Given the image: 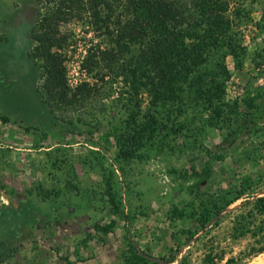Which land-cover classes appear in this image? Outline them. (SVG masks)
<instances>
[{"label":"trees","instance_id":"16d2710c","mask_svg":"<svg viewBox=\"0 0 264 264\" xmlns=\"http://www.w3.org/2000/svg\"><path fill=\"white\" fill-rule=\"evenodd\" d=\"M246 16L236 0H34V6H25L17 16L19 24L29 26V32L28 36L22 33L26 42L23 60L15 72H9L13 77L12 73L20 70L28 85L21 84L16 92H7L2 82L0 86L9 100L19 94V106L28 112L26 122L40 119L66 126V121L50 111L49 104L75 106L89 98L97 81L106 83L110 89L107 99L118 106V111L102 132V142L95 144L104 152L112 146V159L123 172L121 163L137 158L139 153L182 146L204 148L206 129L223 130L222 140L227 142L256 126L264 107V84L245 94L240 110L237 101L228 103L224 98L230 77L226 59L230 57L239 68L245 53L239 26ZM70 22L78 23L82 32L90 35L76 63L80 78L71 87L65 77L64 52L72 50V35L60 30L62 24ZM29 44L31 54L26 53ZM36 71L45 98L34 86ZM16 112L22 115L20 109ZM90 152L94 153L104 209L131 222L134 216L124 215L114 169L105 165L98 151ZM249 154L244 151V159ZM251 154L257 153L254 150ZM209 170L208 165L204 167V179ZM257 181L247 174L235 173L212 192L195 190L181 205H171L165 213L174 245L168 256L149 260L145 252L124 237L120 264L174 262L180 244L191 240L239 199L243 203L229 217L231 238L264 240V194L255 196L252 191ZM89 193L95 195L97 191L89 189ZM17 212L0 211V239L17 233ZM92 229L106 233L108 226L94 223ZM263 252L264 242L224 258L210 244L199 264H244V260ZM8 254L0 248V264ZM72 254L78 257L76 262L56 251L64 264L82 262L79 246L73 248Z\"/></svg>","mask_w":264,"mask_h":264},{"label":"rangeland","instance_id":"374dc122","mask_svg":"<svg viewBox=\"0 0 264 264\" xmlns=\"http://www.w3.org/2000/svg\"><path fill=\"white\" fill-rule=\"evenodd\" d=\"M236 3L247 14L239 26L245 53L239 68L230 57L226 59L230 77L224 98L228 103L237 101L240 110L245 94L264 84V0ZM25 6H34V0H0V82L7 86V92H16L21 84L28 85L20 70L14 73L23 60L26 42L22 33L28 36L29 32V26L19 24L17 19ZM60 30L72 35V50L64 52L65 77L71 87L80 78L76 63L90 35L75 22L62 24ZM31 47L27 46L26 53L31 54ZM12 71L13 77L9 74ZM34 77L37 92L45 98L38 71ZM109 90L106 83L97 81L89 98L75 106L51 102L49 109L66 121L63 126L40 119L26 122L28 112L20 108L19 94L9 100L0 86V211L16 209L15 229L19 228L14 236L0 239V248L9 253L1 264H64L56 251L76 262L78 257L72 254L75 246H79V258L83 259L76 264H120L124 237L145 252L149 260H155L174 249L166 211L171 205H181L195 190L212 192L237 173L258 179L252 191L255 196L264 194V179L259 180L264 170V107L253 129L227 142L222 140L223 130L206 129L204 148L182 146L139 153L137 158L121 163V172L112 159L113 147L104 152L95 144L102 142V132L118 111V106L107 99ZM143 101L145 106L146 99ZM94 150L105 165L114 169L124 215L134 216L131 222L104 209L94 153L90 152ZM254 150L257 154H251ZM244 151L250 153L249 158L244 159ZM207 165L209 176L204 179ZM89 189L97 193L92 195ZM242 203L243 199L233 202L217 220L180 244L176 260L169 264H199L210 244L224 258L259 247L264 240L230 236L229 217ZM94 223L107 225V232H95ZM261 257L258 254L244 260V264H255Z\"/></svg>","mask_w":264,"mask_h":264},{"label":"crops","instance_id":"0c3cea01","mask_svg":"<svg viewBox=\"0 0 264 264\" xmlns=\"http://www.w3.org/2000/svg\"><path fill=\"white\" fill-rule=\"evenodd\" d=\"M259 255H261L263 257L259 258L258 261L255 262V264H264V252L263 253H260Z\"/></svg>","mask_w":264,"mask_h":264},{"label":"bare ground","instance_id":"6f19581e","mask_svg":"<svg viewBox=\"0 0 264 264\" xmlns=\"http://www.w3.org/2000/svg\"><path fill=\"white\" fill-rule=\"evenodd\" d=\"M263 260V259H262Z\"/></svg>","mask_w":264,"mask_h":264}]
</instances>
